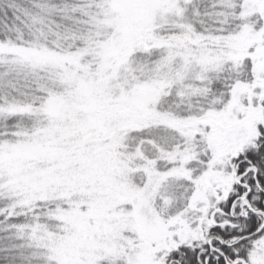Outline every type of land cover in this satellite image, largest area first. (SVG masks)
Returning <instances> with one entry per match:
<instances>
[{
  "label": "snow or ice",
  "instance_id": "obj_1",
  "mask_svg": "<svg viewBox=\"0 0 264 264\" xmlns=\"http://www.w3.org/2000/svg\"><path fill=\"white\" fill-rule=\"evenodd\" d=\"M0 264H264V0H0Z\"/></svg>",
  "mask_w": 264,
  "mask_h": 264
}]
</instances>
